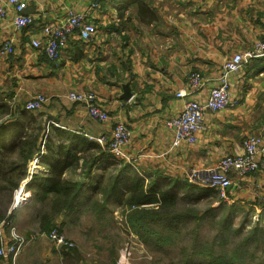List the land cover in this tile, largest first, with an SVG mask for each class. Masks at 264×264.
Masks as SVG:
<instances>
[{"label":"crops","instance_id":"1","mask_svg":"<svg viewBox=\"0 0 264 264\" xmlns=\"http://www.w3.org/2000/svg\"><path fill=\"white\" fill-rule=\"evenodd\" d=\"M27 1L25 13L35 17L34 25L17 32L12 15L0 22V45L5 38L14 42L12 54L0 55V105H8L17 118L26 112L27 102L42 94L47 102L38 112L48 119L44 131H53L54 126L65 135L79 134L95 143L94 139L103 137L106 143L99 145L105 149L114 121L121 119L132 131V139L116 173L127 165L122 178L138 176L159 185L189 181L193 171L214 167L225 156L242 154L248 136L264 141V56L247 61L232 76L237 105L208 113L196 144L173 149L165 124L183 110L186 99L176 94L185 88L192 72L205 79L196 95L203 99L225 60L253 51L264 39V0H102L94 15L97 37L83 43L77 35L71 36L58 62L34 49L31 40L38 37L44 23L64 20L71 11H84L91 0ZM73 91L95 93L112 120L101 123L89 117L84 106L68 100ZM70 143L67 138L37 142L40 152L28 161L26 179L19 185L28 193V205L30 181L56 170V163L66 158L59 147ZM4 146H10L9 142ZM108 155L93 156L95 165L89 177L84 175L82 160L74 171L64 169L63 179L84 183L79 203L95 196L91 184L112 172L115 159ZM260 161L257 172L244 178L233 175L227 190L229 204L257 214L264 212V157ZM46 238H39L38 259L35 255L29 264H69L67 250ZM26 249L12 264L29 259Z\"/></svg>","mask_w":264,"mask_h":264},{"label":"trees","instance_id":"2","mask_svg":"<svg viewBox=\"0 0 264 264\" xmlns=\"http://www.w3.org/2000/svg\"><path fill=\"white\" fill-rule=\"evenodd\" d=\"M8 107L1 106L0 109L2 114L12 118L16 114ZM39 116L42 117L44 115ZM29 120L33 122L30 124V130L26 129L19 134L20 141L18 144L0 153V197H2L0 198V204L6 205L0 207V222L7 221L9 228L12 223L17 222L21 205L12 211L11 205V212L8 213V205L11 204V200L5 201L2 195L5 192H8L9 196L15 195L20 183L26 179L27 163L39 154L40 149L37 148V142L43 139L44 129L46 128V124H42V122L38 121L37 125L36 116L31 117ZM46 121L48 122V119ZM34 124L37 125L36 129ZM0 128H2V125ZM52 128L54 131L53 136L56 139L67 138L71 143L59 147L66 158L62 162L58 161L56 163V170H53L46 177L35 176L28 184V188L32 192L30 203H33L31 206V218L33 221H36V225L42 234L49 235L55 230L59 234H63L66 222L65 218L64 220L60 219L61 216L73 218L84 211V208L92 202H95L96 208H98L97 211L102 213V215L105 211L109 210V204L114 203L124 208V211L129 212L130 224L143 242L148 244L149 239H152L150 244H153L154 247H162L171 244L174 234L176 235L181 230L182 223L189 221L192 217L189 213L185 211L179 212L176 209L180 202L200 203L202 199H210L212 208L201 219H209L213 222L223 216L224 209L227 212L225 215L238 210L236 205H227L221 198L218 190L199 187L189 181L172 180L168 184L159 185L156 181H150L138 176H133L129 179L126 177L122 178V175L128 171L127 165L123 166V169L118 174L110 177L111 179L108 180V184L104 188L105 177L99 178L95 184L93 182L91 186L97 191L95 196H89L79 203V200L84 195V183L63 179L62 173L64 169L68 167L74 168L82 160L83 168L86 170L84 175L89 177L95 165L93 156L95 154H108L103 146L88 140V138L82 135L70 132H65V135L59 128L52 126L51 130ZM34 131H37L36 135H32ZM55 138H50L49 141ZM49 149L52 148L49 146ZM17 151H19L18 157L15 160L7 162L9 156L15 154ZM114 161H116L117 165H120L119 160L115 159ZM99 195L103 197L104 201L97 202L94 200ZM214 204H219V208H214ZM262 216L264 217V212ZM223 222L224 231L219 234L218 238L219 248L226 243L225 233L229 230L231 232L235 231L231 224L228 223V218H226V221L223 220ZM152 227H157V230H154ZM257 229L264 230V228ZM198 233L192 242V249L194 251L188 255L182 264H244L241 251L248 247L252 238H246L237 248H233L230 254H228L224 250H216V247L214 248L211 245H202L199 239L200 234ZM28 237L31 236L27 235ZM62 248L65 251L67 250L68 257H72L73 254L78 255V250L75 247ZM205 254L207 255V260H204ZM9 264H12V258H10ZM114 264H117L116 260H114Z\"/></svg>","mask_w":264,"mask_h":264},{"label":"built area","instance_id":"3","mask_svg":"<svg viewBox=\"0 0 264 264\" xmlns=\"http://www.w3.org/2000/svg\"><path fill=\"white\" fill-rule=\"evenodd\" d=\"M102 0H91L90 5L84 11L69 12L64 20L46 22L41 27L37 38L31 40V46L41 51L49 60L58 62L67 46L69 38L77 35L83 43L92 42L98 35V28L94 22V15L101 9ZM27 0L0 1V22L11 16V24L15 31H21L35 24V17L26 14ZM13 39L5 38L0 45V55L8 56L13 52ZM264 56V39L261 40L253 51L245 54L236 53L225 60L222 70L206 97H196L205 85V79L199 72H192L184 89L176 96L186 99L183 110L176 116L166 121V127L171 132L173 149L182 146H192L197 143L199 134L205 128V120L208 113H219L229 107L237 105L238 100L233 98L231 90V78L237 74L247 61ZM68 100L85 107L89 117L107 123L112 120L108 112L100 105L98 96L93 92H70ZM47 102L44 95H38L25 106L28 113L41 110ZM132 139V131L126 122L117 119L113 123L111 139L108 142L106 152L114 159L121 160L125 157V148ZM98 144L105 145V138L94 139ZM264 157V141L261 137L248 136L243 141V153L235 156H225L209 169L193 171L188 177L189 182L203 188L218 190L221 198L229 204L227 190L232 186V176L244 178L257 172L261 167L260 158ZM24 188H19L15 193L16 204L26 202L29 197ZM18 196L21 199H18ZM4 222H0V258L4 262H12L19 252L28 244L37 240L36 236L25 238L11 229L9 238L2 236ZM47 238L57 248H72L73 242L67 240L63 234L52 231Z\"/></svg>","mask_w":264,"mask_h":264},{"label":"rangeland","instance_id":"4","mask_svg":"<svg viewBox=\"0 0 264 264\" xmlns=\"http://www.w3.org/2000/svg\"><path fill=\"white\" fill-rule=\"evenodd\" d=\"M1 106L8 105L1 103L0 108ZM39 115H42V112H23L18 118L16 116L10 118L2 114L0 109V126L2 125V128H0V153L18 144L20 141L19 134L26 129L30 130V124L33 123L29 120L31 117L36 116L37 125L38 121L42 122V124H48L46 118H42ZM19 124H23L24 126L21 127ZM34 125L36 129L37 125ZM36 134L37 131H34L32 135ZM53 135V131L49 132L46 130L43 133V140L55 138ZM8 142L10 146H4L8 145ZM18 152L10 155L7 162L15 160L18 157ZM113 164L112 172L107 174L103 188L107 186L108 180L111 179L110 177L118 174L116 171L119 170V165H117L116 161H113ZM78 166H74V168L76 169ZM74 168L71 171H74ZM2 196H4L5 201L11 200V204L8 205V213L21 205L17 222L12 223L10 228L7 221L4 222L2 236L6 239L9 238L10 230L15 229L17 234L24 236L26 239L27 235L37 237V241L28 242L23 248H27L26 251L30 252V255L29 259L25 258L21 264H29L34 260L35 255V260L38 259L37 256L40 253V249L36 250V248L38 245H41V243L38 244L40 242L39 238L41 236L47 237V235L40 233L36 221H33L31 218L32 202L30 203L29 201V205L26 202L16 205L14 194L9 196L8 192H5ZM18 199L20 200L21 197L18 196ZM94 200L97 202L104 201L101 195ZM200 201V203L180 202L177 205L176 209L179 212L185 211L192 215V217L189 221L182 223L181 230L176 235L174 234L171 244L162 247H154L153 244H150L152 239H149L148 244L143 242L140 236L134 232L129 221V212L124 211V208L110 203L109 210L105 211L102 215V213L97 211L98 208H96L95 202H92L79 215L73 218L67 217L65 220L66 225L63 228V235L67 240L73 242L75 249L78 250V255L73 254L72 257H69L68 263L114 264V260H116L117 264H182L188 255L194 251L192 249V242L199 231V239L202 245H211L214 248L216 247V250H224L228 254H230L233 248H237L243 240L252 238L248 247L241 251L244 264H264V230L257 229L264 228L263 212L257 214L247 207L235 204L238 207L237 211L225 215L227 212L224 209L223 216L213 222L209 219H201L212 208L210 199H202ZM3 206L6 205L0 204V207ZM219 206V204L213 205L214 208H219ZM10 207L12 208L11 211ZM226 218H228V223L231 224L235 231L231 232L229 230L225 233L226 243L219 248L218 238L219 234L224 231L223 220L226 221ZM152 228L157 230V227ZM46 239L49 241L48 238ZM204 260H207L206 254L204 255ZM1 261L0 264H8L3 260Z\"/></svg>","mask_w":264,"mask_h":264},{"label":"water","instance_id":"5","mask_svg":"<svg viewBox=\"0 0 264 264\" xmlns=\"http://www.w3.org/2000/svg\"><path fill=\"white\" fill-rule=\"evenodd\" d=\"M129 97V96H128ZM17 205V204H16Z\"/></svg>","mask_w":264,"mask_h":264}]
</instances>
